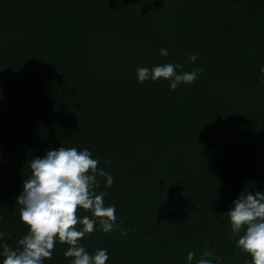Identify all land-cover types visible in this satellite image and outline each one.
Wrapping results in <instances>:
<instances>
[{
  "label": "trees",
  "instance_id": "16d2710c",
  "mask_svg": "<svg viewBox=\"0 0 264 264\" xmlns=\"http://www.w3.org/2000/svg\"><path fill=\"white\" fill-rule=\"evenodd\" d=\"M167 63L203 71L176 90L138 81ZM262 68L264 0H0V244L27 233L16 200L30 161L63 146L114 178L97 191L118 228L97 223L80 241L89 254L188 264L194 252L196 264L208 250L212 264H251L226 213L264 191ZM67 247L44 264H71Z\"/></svg>",
  "mask_w": 264,
  "mask_h": 264
},
{
  "label": "clouds",
  "instance_id": "9594fccd",
  "mask_svg": "<svg viewBox=\"0 0 264 264\" xmlns=\"http://www.w3.org/2000/svg\"><path fill=\"white\" fill-rule=\"evenodd\" d=\"M160 53L168 55L167 49H161ZM198 58L190 55L188 61L194 63ZM179 69L182 65L174 63L152 69L142 67L137 69V79L143 83L163 78L170 81L171 90H176L181 83L192 84L203 71L202 67H196L178 74ZM261 72L264 73V68ZM30 170V178L23 181V190L16 200L21 206L19 219L27 233L15 247L0 244L2 264H44L53 258L57 242L68 246L64 256L72 258L71 264H106L109 258L106 249L89 254L80 241L95 230L97 223L105 233L118 228L115 205L106 206L104 197L108 193L97 191L98 177L104 178L106 188L111 187L114 178L99 167V160L87 149L75 147L61 146L43 157L33 158ZM81 211L91 213V217H81ZM226 215L231 226L230 238L239 236L237 247L251 258V264H264V191L253 194L245 189ZM127 231L123 230L121 235L126 236ZM5 235L0 232V237ZM7 236L10 238L11 233ZM195 255L188 253V264ZM213 255L204 251L196 264H212Z\"/></svg>",
  "mask_w": 264,
  "mask_h": 264
}]
</instances>
